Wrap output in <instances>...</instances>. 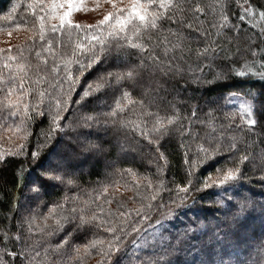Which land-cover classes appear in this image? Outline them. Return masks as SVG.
Instances as JSON below:
<instances>
[{"label": "snow or ice", "instance_id": "obj_1", "mask_svg": "<svg viewBox=\"0 0 264 264\" xmlns=\"http://www.w3.org/2000/svg\"><path fill=\"white\" fill-rule=\"evenodd\" d=\"M107 2L111 10L95 24L75 20V14L85 10L84 0H31L27 4L31 20L22 23L15 16L19 2L0 16V20L14 23L15 30L24 28L32 33L24 45L0 48V119L25 141L13 150H0V164L8 157L39 158L43 145L37 143L34 151H26L36 116L48 118L45 142L56 143L48 164L41 165L35 176L34 170L25 175L23 164L18 169L19 187L26 189L25 200L30 196L36 204L21 207L16 198L13 209L20 213L17 231L3 234L0 264H16L17 257L19 264H73L74 260L83 264L81 249L86 255H98L97 264H177L175 254L194 229L189 227L174 242L158 232L164 219L173 215V207L195 203V193L209 188L227 191L236 187L248 179L243 167L246 162L254 171L259 162L264 182V151L250 155L247 138L234 134L243 128L237 124L233 129V121L219 123L211 100L201 105L202 97L195 95L184 101L174 95L175 103L167 99L168 83L184 78L185 57L191 55L197 64L195 68L188 64L187 82L196 85V92L233 79L255 77L264 81V3L127 0L121 6L120 0ZM233 6L238 13H231ZM209 14L213 16L211 30L194 29L204 38V45L195 52L186 49L185 29H192L193 21L198 23L201 16ZM233 19L237 23H232ZM257 20L259 30L242 39L240 24L255 28ZM7 35L11 37L12 31ZM158 48L163 58L157 54ZM237 95L232 92L227 99ZM246 95L252 102L245 100L239 109L251 127L257 124L253 118L255 101L264 95V89L256 95L250 89ZM177 104L187 105L188 110L182 112ZM10 118L18 123L13 125ZM173 138L185 166V180L174 188L165 176L170 161L162 150V141ZM113 149L116 159L109 156ZM218 156L224 160L217 164L215 178L209 172L194 183L195 170ZM84 158L102 165L104 175V180L95 181V187L87 190L91 193L87 198L80 195L84 191L80 166ZM141 162L154 165L156 172L139 173L135 165ZM124 177H131L134 183L136 191L128 200L134 201L135 207H128L120 198L119 183ZM49 186L62 188L63 194L46 203L43 197ZM110 187L114 188L111 194ZM129 187L125 184L126 190ZM70 190L76 191L69 195ZM165 192L168 203L163 199ZM114 202L115 209L111 207ZM217 203L223 205L224 201ZM256 206L250 196L239 199L227 228L217 226L209 237L210 252L217 245L230 243L232 237L239 240L243 227L240 218ZM258 206L264 211V202ZM42 207L47 208L46 213L40 211ZM37 216L42 218V225L36 224ZM34 230L46 239L44 247L33 238ZM78 236L85 238L83 244L75 243ZM9 241L15 243V251L7 247ZM249 251L259 257L254 264H264V238L250 245ZM235 264L246 261L237 259Z\"/></svg>", "mask_w": 264, "mask_h": 264}, {"label": "trees", "instance_id": "obj_2", "mask_svg": "<svg viewBox=\"0 0 264 264\" xmlns=\"http://www.w3.org/2000/svg\"><path fill=\"white\" fill-rule=\"evenodd\" d=\"M10 1L11 0H0L1 14L9 7ZM200 2L202 4H209L212 2V0H200ZM257 2L264 3V0H257ZM20 4L21 7L18 9V12L15 14V16L16 21L22 23L23 20L29 19L32 14L30 10H27L25 5L28 4L27 0H21ZM238 12L239 9L233 6L231 13ZM212 20L213 16L211 14L207 15L206 17L201 16L198 23L196 21L192 22V29H185L184 34L188 38L185 42L186 49L190 48L192 52H195L198 47H202L204 45V38L199 36L197 32L194 31V29L196 27L210 29V23ZM232 23L235 24L237 21L233 19ZM240 28L242 30L240 33L242 39L246 38L250 33L259 30V28L250 27L246 23H241ZM229 35H231V33H229ZM213 38L215 39V37ZM28 40L29 39L24 41L21 45H24ZM157 54L163 58V52L160 48L157 49ZM132 59L134 60L135 57H132ZM185 59L188 61V63L183 64L185 76L184 78H177L175 81L168 83L167 87L169 88V95L167 96V99L175 103L176 101L173 99L174 95L178 96L179 101L187 100L189 97L195 95L196 97H202V99L199 100L201 105H204L206 101L211 100L213 102L212 107L215 109L214 115L217 117L218 122L227 123L229 121H233V129H235L237 124L240 125V127L243 128V131L241 132L239 130H235L234 134L246 137L248 140L247 152L252 156H258L262 151H264V95L258 96L255 101L256 110L253 114V118L257 120V124L251 127H249L246 122L241 119L242 114L237 111L235 105L231 106L229 102L227 103V97H229L230 93L236 92L238 93V97L252 102L251 98L248 97L246 93L250 89L252 90L253 95L260 93L261 90L264 89V81H260L255 77L247 78L245 80L233 79L227 81L224 85L203 86L199 92H196L194 91L196 85L187 81L188 64H191L193 68H195L197 59L195 55L186 56ZM207 71L208 69L205 68V72ZM207 78L211 79V76L209 75ZM173 89H175V92L172 91ZM75 99L76 96L73 95V100ZM177 106L180 107L182 112L188 110L187 105L177 104ZM207 110V107L203 109L204 112ZM236 112L239 115H237ZM198 115L203 118V112H199ZM47 128L48 118L36 116L31 125V136L26 142V151L28 153L34 151L37 143L43 145L38 159L33 161L30 155L8 157L5 163L0 164V250H2L5 246L3 234L7 232L9 235H11L17 231L16 224L20 213L19 211L13 209V204L16 198H19V206L21 207L22 202L26 201V189L19 187L18 184V169L23 164L25 166V175H27L29 170H34L32 171V175L35 176L36 171L40 170V166L45 165V163H47L49 160V153L56 147L55 141L50 144L45 142L44 133L47 131ZM22 143H25V141L22 140ZM0 144L2 150L9 151V149H7L8 146L4 145L3 143ZM162 144H164V148L162 150H164L166 155H168L170 161V165L165 173V176L166 179L171 182V186L174 188L176 184H182L185 180V166L182 163L181 150L177 147V142L174 138L169 140L167 143L162 141ZM12 148L15 149L16 147L14 146ZM194 151L195 145H193V152ZM116 154V150L113 149L109 156L111 159H116ZM223 160V156H218L214 160L199 166L195 170V173L192 177L194 183L205 177L209 172L215 176V168L217 164L223 163ZM80 166L82 169L81 183L84 185V191H81L80 195L84 198H87V196L91 194L87 190L95 187V181L104 180L103 166L97 165L96 162H93L92 164L88 162L81 164ZM135 167L139 170V173L154 174L156 172L155 166L148 164L147 162L138 163L135 165ZM243 167L248 179L240 182L236 187L229 188L227 191L224 189L209 188L207 190L195 193L197 197L196 202L192 203L189 201L188 206L182 208L169 205L170 207H173V215L165 219L163 226L158 229L159 233H162L165 237H171V240L174 242L176 237L185 233L189 227L194 229L193 232L188 233V238L180 245L181 250L175 254L177 264H201V261H215V264H221L223 261V264H235L237 259L246 261V264H254L255 261L259 260V257L255 251H251V253L249 251L250 245H256L260 243V241H257L255 238L257 232L254 234L252 233L255 240L250 241L249 246L246 245L247 242H245V239H241L239 235V240L236 237H232L230 243H226L223 246H215L214 252H210L209 250V237L217 226L227 228V224L231 220L228 216L229 214H232L236 211V204L239 200L238 195L242 190L245 189L251 193L250 197L254 202H256L257 206L254 209L250 208L246 213H244L243 216H241L240 219L243 227L239 229V234L242 235L248 232V226H250V223L264 221V211H261L258 206L260 202H264V182H261L260 179L261 172L259 170V162H257L255 171L252 170L247 162ZM151 178L155 179V175H152ZM137 179L141 180V185L144 184L142 176L138 175ZM89 181L93 183H88ZM125 184L130 186L128 190L125 189ZM73 191L76 190H70L69 195H71ZM113 191L114 188L110 187L109 193L111 194ZM135 191L136 189L131 177H124L120 179L119 193H122L120 198L127 202L128 207L136 206L134 201L128 200L129 197L134 195ZM141 191H143V189H141ZM62 194V188L49 186L43 199L46 203H50L52 200L60 197ZM255 195H259L263 197V199L261 200ZM229 196L232 197L231 201L228 200ZM200 197H203V199H200ZM31 199L32 202L30 206L34 207L36 201L33 198ZM163 199L165 203H168L169 194L166 192L163 193ZM220 200L224 201L223 205L217 203V201ZM111 207L115 209L116 203L114 202ZM165 210L167 209H162V212ZM40 211L46 213L47 208L42 207ZM221 214L226 215L228 218L220 219L219 216ZM183 216L185 219L181 218ZM209 218L217 219L215 226H205V222H207ZM51 222V220L48 221L49 224H51ZM199 223L204 225L201 230L197 229ZM36 224H43V220L40 216H37ZM100 235H103V233H100ZM33 238L40 241L41 247L45 246L46 239L43 237L42 233L34 230ZM262 238H264V232ZM156 239L159 243L160 236H157ZM84 242L85 238L83 237L78 236L75 239V243L77 244H83ZM7 247L10 251L16 250V245L14 242H7ZM49 255H51V251H49ZM81 255L83 256V264H97V261L100 259V257L95 253H93L91 256L84 254L83 249H81ZM53 258L55 259L56 257ZM5 259L10 258L5 257ZM16 264H19V257L16 258ZM73 264H80V262L78 260H74Z\"/></svg>", "mask_w": 264, "mask_h": 264}, {"label": "rangeland", "instance_id": "obj_3", "mask_svg": "<svg viewBox=\"0 0 264 264\" xmlns=\"http://www.w3.org/2000/svg\"><path fill=\"white\" fill-rule=\"evenodd\" d=\"M27 1H28V3L31 2V0H27ZM18 2L20 3L21 0H11L9 7L7 9H5L2 12V14L4 15L5 12L7 13V11L12 8L13 4H16ZM120 3H121V6H123V4L127 3V0H120ZM25 5L27 7V4H25ZM84 9L85 10L79 11L75 14V20L77 22L82 23V24H95L98 20L103 18L104 14H106L108 11L111 10V5L107 2V0H84ZM2 14L0 13V16H3ZM31 17L32 16H30V18L28 20H31ZM255 25H256V28H259L260 27V21L257 20L255 22ZM0 29H2V31H0V48H6L7 49L9 46H15L17 44L21 45L24 41H26L27 39H29L32 36V33L26 31L24 28H21L18 31L15 30L14 23L9 22V21L3 22V20H0ZM8 31H12L11 37H9L7 35ZM5 54H7V53H5ZM13 54H15V48H13ZM228 102L230 103L231 106L235 105V107L237 108V111L240 112L239 105L241 103H244L245 99L236 96L235 98H232L229 100L227 99V103ZM248 102H250V101H248ZM237 115H239V114L237 113ZM243 120L245 121L246 118H243ZM9 122H11L13 125H15L16 123H18V120H12L11 119ZM0 125H3V126H0V143H3L4 145L8 146L7 149H9V151L13 150L12 147H14V146L16 147L17 145L22 143L21 134L15 133L14 128H13V130L9 131L7 124L2 120H0ZM0 150H2L1 147H0ZM116 157H117V154H116ZM48 162H49V160L47 161V163H45V165H47ZM88 162H90L92 164L93 162H95V160L84 158L81 161V164H85ZM213 178H215V176H213ZM250 195H251V193L244 189L239 193L238 197H239V199H241L243 196H250ZM255 196L261 200L263 199V197H261L259 195L258 196L255 195ZM31 198L32 197L29 196L28 200L23 201L22 206L25 203L30 205L32 202ZM164 212L166 213L167 210H165ZM231 216H232V214H229L228 217H230V219H231ZM228 217H226V215H224V214H221L219 216L220 219H222V218L224 219V218H228ZM167 218H165V219H167ZM181 218L185 219L184 216ZM165 219H164V221H165ZM216 223H217V219L209 218V220L207 222H205V226L206 225L209 227L215 226ZM249 225L250 226H248L249 227L248 232H246L245 234H242V235L239 234L241 239H245V242H247V244H246L247 246H249L250 241L255 240L253 238L254 237L253 234L255 232H257V235L255 237L257 239V241L261 240L263 232H264V221L263 222L262 221L253 222V223H250ZM203 227H204V225L199 223L197 229L201 230Z\"/></svg>", "mask_w": 264, "mask_h": 264}]
</instances>
